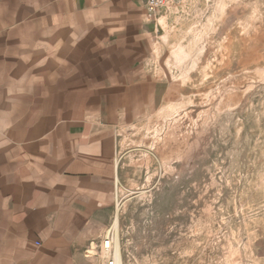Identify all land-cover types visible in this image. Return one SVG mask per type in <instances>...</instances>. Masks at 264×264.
Listing matches in <instances>:
<instances>
[{
	"label": "crops",
	"instance_id": "obj_1",
	"mask_svg": "<svg viewBox=\"0 0 264 264\" xmlns=\"http://www.w3.org/2000/svg\"><path fill=\"white\" fill-rule=\"evenodd\" d=\"M146 0H0V264H101L120 130L160 110Z\"/></svg>",
	"mask_w": 264,
	"mask_h": 264
},
{
	"label": "rangeland",
	"instance_id": "obj_2",
	"mask_svg": "<svg viewBox=\"0 0 264 264\" xmlns=\"http://www.w3.org/2000/svg\"><path fill=\"white\" fill-rule=\"evenodd\" d=\"M157 27L167 95L119 132L97 242L115 264H264V0H169Z\"/></svg>",
	"mask_w": 264,
	"mask_h": 264
},
{
	"label": "built area",
	"instance_id": "obj_3",
	"mask_svg": "<svg viewBox=\"0 0 264 264\" xmlns=\"http://www.w3.org/2000/svg\"><path fill=\"white\" fill-rule=\"evenodd\" d=\"M169 0H146V18L148 20H155L158 13L163 10ZM102 252L108 255L105 264H115L114 259L111 257V241L106 238L102 242Z\"/></svg>",
	"mask_w": 264,
	"mask_h": 264
},
{
	"label": "bare ground",
	"instance_id": "obj_4",
	"mask_svg": "<svg viewBox=\"0 0 264 264\" xmlns=\"http://www.w3.org/2000/svg\"><path fill=\"white\" fill-rule=\"evenodd\" d=\"M116 259H117V264H120L119 263V255L118 254L116 255Z\"/></svg>",
	"mask_w": 264,
	"mask_h": 264
}]
</instances>
